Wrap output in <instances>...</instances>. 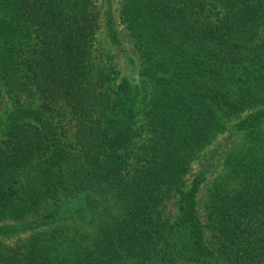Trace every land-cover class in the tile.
I'll return each instance as SVG.
<instances>
[{"label": "trees", "instance_id": "16d2710c", "mask_svg": "<svg viewBox=\"0 0 264 264\" xmlns=\"http://www.w3.org/2000/svg\"><path fill=\"white\" fill-rule=\"evenodd\" d=\"M117 18L143 88L95 64ZM262 31L264 0H0V264H264Z\"/></svg>", "mask_w": 264, "mask_h": 264}, {"label": "rangeland", "instance_id": "374dc122", "mask_svg": "<svg viewBox=\"0 0 264 264\" xmlns=\"http://www.w3.org/2000/svg\"><path fill=\"white\" fill-rule=\"evenodd\" d=\"M119 0H113L114 7H117ZM118 30L121 38L122 44L118 47H110L105 43L103 39V35L98 33L97 38L94 41V49H93V57L95 64L98 67H102L104 65L108 66L112 63V60H108V55L114 59L122 76H127L131 81L135 83V85H139L141 88L145 86V82L141 77H139L138 69L141 65L140 55L137 52L134 44V40L130 35V32L126 29L125 25L118 20L117 18ZM264 34V31L261 32V35ZM1 86V85H0ZM12 104L5 98L0 104V115L5 118L6 114L9 110L12 109ZM239 139H235L231 137V134L226 132L225 134H219L212 141L211 145L207 147L200 155L199 163L202 160H209V162L213 163V170L209 175V180L205 184H203L201 191L199 193V207H200V215L203 217V221L205 223V219L203 216V205L206 198V190L210 185V181L215 179L221 174L222 170V162L227 156V154L236 150L240 143L238 144ZM216 153V154H215ZM199 164L196 162L190 174L186 178V186L188 187L193 180V177L198 173ZM177 214V209L175 207V200L169 201L165 205V216L169 219H174ZM31 234V233H30ZM29 233L21 234L12 238H2L1 241L6 246H12L22 241H26L29 236ZM210 234V233H208Z\"/></svg>", "mask_w": 264, "mask_h": 264}]
</instances>
